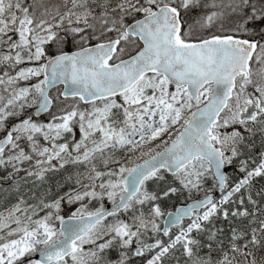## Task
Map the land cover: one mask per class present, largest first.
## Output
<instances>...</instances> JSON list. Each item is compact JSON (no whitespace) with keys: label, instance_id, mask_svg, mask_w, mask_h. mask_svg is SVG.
I'll list each match as a JSON object with an SVG mask.
<instances>
[{"label":"snow or ice","instance_id":"obj_1","mask_svg":"<svg viewBox=\"0 0 264 264\" xmlns=\"http://www.w3.org/2000/svg\"><path fill=\"white\" fill-rule=\"evenodd\" d=\"M0 134V264H264V0H0Z\"/></svg>","mask_w":264,"mask_h":264},{"label":"trees","instance_id":"obj_2","mask_svg":"<svg viewBox=\"0 0 264 264\" xmlns=\"http://www.w3.org/2000/svg\"><path fill=\"white\" fill-rule=\"evenodd\" d=\"M257 151H258V149H257ZM235 175H236V173H234V170L231 168V176L235 177ZM260 183H264V180H261ZM206 186L207 187H210L211 186V182H209V184L206 185ZM202 195H203V192H201V193H194L193 196H192V198L191 199H187V200L185 199V197L182 196L179 199H173V200H171L172 201V204L171 205H173L175 202H178V204L185 203L187 201H190V200H193V199H197V198H199ZM109 205H110L109 203L106 204V206H109ZM165 211L167 212L168 210L165 209Z\"/></svg>","mask_w":264,"mask_h":264},{"label":"rangeland","instance_id":"obj_3","mask_svg":"<svg viewBox=\"0 0 264 264\" xmlns=\"http://www.w3.org/2000/svg\"><path fill=\"white\" fill-rule=\"evenodd\" d=\"M42 120H47V117H45L44 119H42ZM109 202H106V204H108ZM110 204V203H109ZM172 201H169V202H167V203H165L164 205H163V208L164 209H167V208H170V207H172ZM75 207L76 206H72V210L74 211L75 210ZM91 207V206H90Z\"/></svg>","mask_w":264,"mask_h":264},{"label":"flooded vegetation","instance_id":"obj_4","mask_svg":"<svg viewBox=\"0 0 264 264\" xmlns=\"http://www.w3.org/2000/svg\"><path fill=\"white\" fill-rule=\"evenodd\" d=\"M228 171H230V168L228 169Z\"/></svg>","mask_w":264,"mask_h":264},{"label":"water","instance_id":"obj_5","mask_svg":"<svg viewBox=\"0 0 264 264\" xmlns=\"http://www.w3.org/2000/svg\"><path fill=\"white\" fill-rule=\"evenodd\" d=\"M67 219V218H66ZM167 219V218H166Z\"/></svg>","mask_w":264,"mask_h":264}]
</instances>
